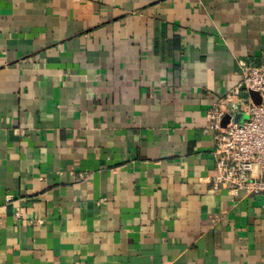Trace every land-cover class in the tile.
Listing matches in <instances>:
<instances>
[{"label":"crops","instance_id":"crops-1","mask_svg":"<svg viewBox=\"0 0 264 264\" xmlns=\"http://www.w3.org/2000/svg\"><path fill=\"white\" fill-rule=\"evenodd\" d=\"M239 61L264 0H0V264H264V195L212 183Z\"/></svg>","mask_w":264,"mask_h":264},{"label":"built area","instance_id":"built-area-1","mask_svg":"<svg viewBox=\"0 0 264 264\" xmlns=\"http://www.w3.org/2000/svg\"><path fill=\"white\" fill-rule=\"evenodd\" d=\"M240 83L206 112V129L213 133L214 190L233 196L264 195V105L254 104L249 93L264 99V61L238 62ZM242 115L240 122L235 115ZM230 119L225 126V116Z\"/></svg>","mask_w":264,"mask_h":264},{"label":"water","instance_id":"water-1","mask_svg":"<svg viewBox=\"0 0 264 264\" xmlns=\"http://www.w3.org/2000/svg\"><path fill=\"white\" fill-rule=\"evenodd\" d=\"M249 96H250V98H251V100L253 101L254 104L258 105V104L262 103L264 105V99H261V97L257 93L250 92ZM229 119H230V117L228 115L225 116L223 121H222V126H225L228 123ZM233 119L235 121H237V122H240L241 119H242V115H239V114L235 115Z\"/></svg>","mask_w":264,"mask_h":264}]
</instances>
